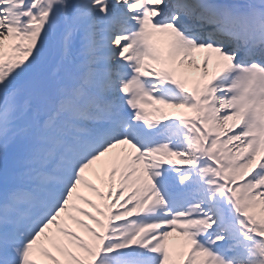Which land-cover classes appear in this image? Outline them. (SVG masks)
<instances>
[{
  "label": "snow or ice",
  "instance_id": "6c2138e0",
  "mask_svg": "<svg viewBox=\"0 0 264 264\" xmlns=\"http://www.w3.org/2000/svg\"><path fill=\"white\" fill-rule=\"evenodd\" d=\"M0 264H264V0H0Z\"/></svg>",
  "mask_w": 264,
  "mask_h": 264
}]
</instances>
